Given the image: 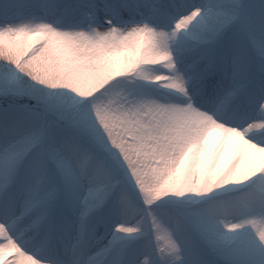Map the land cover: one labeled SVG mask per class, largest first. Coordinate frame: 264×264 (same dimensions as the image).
I'll list each match as a JSON object with an SVG mask.
<instances>
[{"label":"snow or ice","instance_id":"obj_1","mask_svg":"<svg viewBox=\"0 0 264 264\" xmlns=\"http://www.w3.org/2000/svg\"><path fill=\"white\" fill-rule=\"evenodd\" d=\"M0 264H264V0H0Z\"/></svg>","mask_w":264,"mask_h":264}]
</instances>
